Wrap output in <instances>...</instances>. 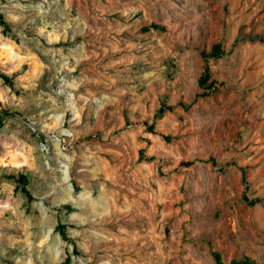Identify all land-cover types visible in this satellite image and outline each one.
I'll return each mask as SVG.
<instances>
[{
    "label": "rangeland",
    "instance_id": "rangeland-1",
    "mask_svg": "<svg viewBox=\"0 0 264 264\" xmlns=\"http://www.w3.org/2000/svg\"><path fill=\"white\" fill-rule=\"evenodd\" d=\"M216 255L264 264V0H0V264Z\"/></svg>",
    "mask_w": 264,
    "mask_h": 264
},
{
    "label": "trees",
    "instance_id": "trees-1",
    "mask_svg": "<svg viewBox=\"0 0 264 264\" xmlns=\"http://www.w3.org/2000/svg\"><path fill=\"white\" fill-rule=\"evenodd\" d=\"M208 76H209V73H208V69L206 68L205 69V71H204V75H203V77L202 78H200V83L201 84H204V82L207 80V78H208ZM190 164V162H186V165H189ZM20 176H21V178H20V182H21V184H22V191L26 194V195H30L29 193H28V190L26 189V187H25V185H26V176L25 175H23V174H20ZM215 260H216V264H222L221 262H220V260H219V258H218V256L216 255V258H215ZM68 262H69V259L67 258L63 263H61V264H68ZM230 264H238V262H235V261H233V262H231ZM243 264H246V262H243Z\"/></svg>",
    "mask_w": 264,
    "mask_h": 264
}]
</instances>
